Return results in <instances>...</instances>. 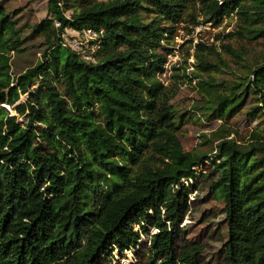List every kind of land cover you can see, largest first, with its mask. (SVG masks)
I'll list each match as a JSON object with an SVG mask.
<instances>
[{"label": "trees", "instance_id": "trees-1", "mask_svg": "<svg viewBox=\"0 0 264 264\" xmlns=\"http://www.w3.org/2000/svg\"><path fill=\"white\" fill-rule=\"evenodd\" d=\"M5 2L0 264H104L113 252L138 247L145 248L141 264H264V62L246 64L221 89L212 77L201 80L183 112L157 78L174 25L236 17L237 33L264 40V0H47V16L23 38L8 31ZM65 30L98 34L90 42L94 62L63 46ZM205 47L197 44L194 54L202 70L212 66ZM35 50L39 59L28 65ZM249 98L254 106L243 116L258 127L240 143L229 139L236 131L228 123ZM214 121L221 122L213 133L217 164L206 152L184 151L179 135L188 123ZM204 165L212 171L201 175ZM196 177L208 179L223 204L221 247L211 260L201 245H178L188 208L184 182ZM137 226L156 231L149 246L138 242Z\"/></svg>", "mask_w": 264, "mask_h": 264}, {"label": "rangeland", "instance_id": "rangeland-1", "mask_svg": "<svg viewBox=\"0 0 264 264\" xmlns=\"http://www.w3.org/2000/svg\"><path fill=\"white\" fill-rule=\"evenodd\" d=\"M5 13L9 17L8 31L19 32L20 38L27 35L30 27L41 21L47 16L48 3L47 0H41L34 7L27 3V0H6ZM73 11H67L66 17H70ZM196 15H201L197 11ZM200 21L201 18H198ZM236 17L225 20L220 24L207 23L205 25L187 26L185 23L174 25L168 35V41L163 44L161 52L166 55L167 63L164 66V72L158 75V79L163 86L168 88L169 94L174 93L171 103L176 105L180 111L191 109L194 98H197L199 82L208 80L209 77L215 79L217 83L224 84L238 81L240 75H243V66L253 61L264 62V40L249 41L237 33L238 28ZM72 37L74 33L67 31ZM197 44L206 46L205 56L212 65L210 69L202 70L195 67V47ZM227 47L233 52L231 53ZM211 54V55H207ZM38 50L33 51L29 55V63H35L39 59ZM24 67L23 62H19ZM175 68V69H174ZM26 97H21L20 102L25 101ZM254 101L248 99L243 105L241 112L232 118L228 125L236 131L231 134L229 139H233L240 143H246L249 139V133L252 129L258 127L257 122L246 119L243 114L246 110L253 107ZM9 111V109L7 108ZM11 114H15L12 110ZM221 126V122L214 121L210 124L204 122L188 123L182 126L180 131V139L183 150L190 152L192 150H200L206 152L210 158H213L217 152V144L214 132ZM264 127V125H261ZM206 134L210 136L205 143L202 142L200 136ZM214 159V158H213ZM214 164L218 163V159L213 160ZM212 171V165H204L199 168V174ZM189 189L188 208L183 221L179 224L178 245L180 248L186 245H201L204 249V255L207 259L214 258L221 247L220 239L224 232L222 225L221 211L223 204L214 199V195L210 190V181L196 177L194 183H185ZM135 231L139 233L140 242H146L149 246L151 236L156 232L151 229L148 233H143L140 228L135 227ZM149 243V244H148ZM145 248L138 247L135 250L125 251L122 255L118 252L112 253L109 263L104 264H141ZM211 260V259H210ZM209 262V261H208ZM205 263H207L205 261Z\"/></svg>", "mask_w": 264, "mask_h": 264}, {"label": "built area", "instance_id": "built-area-1", "mask_svg": "<svg viewBox=\"0 0 264 264\" xmlns=\"http://www.w3.org/2000/svg\"><path fill=\"white\" fill-rule=\"evenodd\" d=\"M55 26L58 27L59 24L56 23ZM67 31L65 30L61 35L63 46L79 53L84 61L94 62L93 54L96 48L90 42L95 40L98 34L92 30H83L82 32L72 31L74 35L70 38L68 37L70 34Z\"/></svg>", "mask_w": 264, "mask_h": 264}]
</instances>
